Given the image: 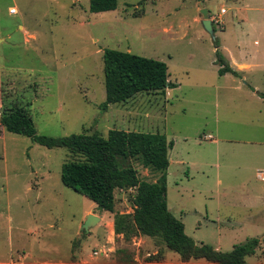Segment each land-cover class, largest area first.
Here are the masks:
<instances>
[{
  "label": "rangeland",
  "instance_id": "obj_1",
  "mask_svg": "<svg viewBox=\"0 0 264 264\" xmlns=\"http://www.w3.org/2000/svg\"><path fill=\"white\" fill-rule=\"evenodd\" d=\"M117 1L116 9L95 13L89 11V0H0V113L4 106L24 105L37 133L50 136L94 131L105 136L112 128L165 134L174 144L168 155L167 206L185 233L196 242L219 244L221 251L264 233V206L251 201L255 187L264 182L255 177L250 156V141L264 139V112L259 114L255 103L261 100L248 88L193 90L183 77L180 88L141 91L101 108L105 48L162 60L175 82L200 68L211 78L216 39L223 55L245 57L260 76L264 0ZM200 2L218 19L212 22L214 39L194 20ZM9 6L17 12L9 14ZM182 32L185 41L178 38ZM208 134L218 142L207 139ZM72 159L81 157L0 125V262L19 255L53 264L93 256L102 262L106 258L100 253L112 251L119 258L135 253L147 264H157L164 253L168 263L180 259L157 239H124L109 232L104 221L82 231L88 213L102 216L103 211L61 182V166ZM122 162L132 165L142 180L158 176L136 159ZM131 195V189L116 188L114 212L108 215L132 213ZM255 222L256 230L251 228ZM260 241L247 264H264V237Z\"/></svg>",
  "mask_w": 264,
  "mask_h": 264
},
{
  "label": "trees",
  "instance_id": "obj_2",
  "mask_svg": "<svg viewBox=\"0 0 264 264\" xmlns=\"http://www.w3.org/2000/svg\"><path fill=\"white\" fill-rule=\"evenodd\" d=\"M117 0H89V11L114 10ZM213 30L215 31L214 27ZM215 64L220 75L237 74L229 65L214 40ZM105 100L109 104L121 103L141 91H162L175 87L168 77L167 64L158 59L141 56L129 51L105 48L102 53ZM0 125L7 131L22 134L48 148L64 147L81 159L63 162L61 182L94 202L102 211L114 212L116 188L131 189L132 213H115L113 230L124 239L133 235L157 239L176 252L183 262L204 259L214 264H247L246 257L253 255L260 244L258 237L247 238L229 251H221L205 242H196L185 233L183 222L167 206L168 151L173 141L159 132L127 131L112 128L103 136L92 133H70L50 136L37 133L33 119L24 105L4 106ZM133 158L144 167L158 173L156 180L139 178L137 170L123 159ZM121 255L124 250H116ZM120 262H133L130 255L116 258Z\"/></svg>",
  "mask_w": 264,
  "mask_h": 264
},
{
  "label": "crops",
  "instance_id": "obj_3",
  "mask_svg": "<svg viewBox=\"0 0 264 264\" xmlns=\"http://www.w3.org/2000/svg\"><path fill=\"white\" fill-rule=\"evenodd\" d=\"M9 7H11V6H9ZM202 7L203 8L205 7L203 3L199 4L197 6L199 14H197L194 17V20L200 24H201V20L203 19L202 15H201V8ZM221 9H224V8H220V11H221ZM156 11H157V9H156ZM8 13H9V11H8ZM164 13L166 14V13H170V12L166 11ZM220 13L222 14V12H220ZM223 13H226L225 9H224ZM9 14H11V13H9ZM208 14H209V12H208ZM208 17L212 21L213 17L211 16V14H209ZM167 22H169V21H167ZM168 27L170 29L174 30V26L172 25L171 22H169ZM19 28H23V26L19 25ZM165 30H166V28H165ZM170 32H171V30H170ZM165 33H169V32H165ZM178 38L185 41L188 38L187 33H185V32L180 33L178 35ZM189 42H190V39L187 40V44H190ZM255 42L256 41H254V44H255ZM213 51L215 54V47L213 48ZM252 52L255 53V46L252 49ZM224 56L226 57L229 65L237 72V74L225 72L224 74L220 75L218 73V67L219 66L217 64H215V62H214L215 57H214L211 59V61L209 63L210 66L213 68L212 73L209 74V75H211L210 79L206 76L207 70H204L202 68L198 69V73H195L193 76L188 71V72L183 73L180 76L179 80H175V82H173V83H175V88H180L182 86V84H184L185 80L183 77L188 78L189 83H188L187 87L189 89H193V90L220 91V90H226L228 87L231 89H236V88L238 89L239 87H241V88L245 87V88H248L255 95L256 98L261 100L260 101L261 103H259V104L255 103V108L258 109L259 114H262L264 112V108L261 110L262 102L264 104V66L261 69V75L257 76L255 74V70L252 71L250 69L251 68V61L250 60H246L245 57L238 59V57H231V56H226V55H224ZM250 59H252V58H250ZM214 72L217 73V75L219 76L218 77L219 79L216 80L214 78V74H215ZM253 72L255 75L253 74ZM168 79H169V77H168ZM167 89L168 88H166L165 90H167ZM255 100H257V99H255ZM213 131L217 132V130H213ZM205 137L209 140H213L214 142H218V139L214 140L210 134H208ZM250 144L253 146V148L251 149L252 151H251L250 156L252 158H255L254 162H255V177H256V171L258 169L264 168V139L261 137L255 138V140L250 141ZM173 146H174V144H173ZM171 149H173V147ZM171 149H169L168 155L171 152ZM169 161H171L170 156H169ZM218 182L221 183L220 180H218ZM261 182H264V181H261ZM251 201H255V207H258V206L260 207L261 205L264 206V187H255V197ZM99 217H100L99 223L104 221L108 231L109 232H110V230L114 231L113 230V216L110 217L108 215V211H103L102 216H99ZM252 225L253 226H251V228H255V230L258 229V227H259V225L256 222L252 223ZM121 236L123 237V235H121ZM144 237L148 238L147 236H144ZM255 237H258L261 240V237H264V233H262L260 235H255ZM260 243H261V241H260ZM212 246L214 248L220 250L219 244H215ZM100 255H103V257H105L106 260H104L102 262H98V261H95V256H93V257L88 258V259L81 258V261L76 262L75 264H147V262H143V260H141L139 258V256L135 253L131 255L133 262H120V261H118L116 259L117 257L115 256L114 251H112L111 254L100 253ZM20 259H21V261H20ZM166 259H167L166 255L164 253L163 258L161 260H159V259L156 260V263L157 264H171V263H168V261H166ZM199 260H203L204 262L197 263ZM54 263H56V262H54ZM0 264H53V262H52V260L40 261L39 259H35L34 261H27V260H24V255L23 256L19 255L18 259H16L15 261L14 260L1 261ZM172 264H214V263L208 262L204 259H196V260L192 259V260H189L187 262H183L180 259H177Z\"/></svg>",
  "mask_w": 264,
  "mask_h": 264
},
{
  "label": "water",
  "instance_id": "obj_4",
  "mask_svg": "<svg viewBox=\"0 0 264 264\" xmlns=\"http://www.w3.org/2000/svg\"><path fill=\"white\" fill-rule=\"evenodd\" d=\"M200 4H202V2H200ZM201 15L203 17V19L201 20V25L203 27V29L209 33L211 35V37L214 39L215 35H214V30H213V26H212V21L207 17L208 15V11L206 8H201ZM100 220V217L97 215H94L92 213H88L86 215L85 221L83 222L82 226H81V230H88L89 227H91L92 225H94L95 223H97Z\"/></svg>",
  "mask_w": 264,
  "mask_h": 264
},
{
  "label": "built area",
  "instance_id": "obj_5",
  "mask_svg": "<svg viewBox=\"0 0 264 264\" xmlns=\"http://www.w3.org/2000/svg\"><path fill=\"white\" fill-rule=\"evenodd\" d=\"M8 11H9V13H11V14H14V13H16L17 12V8L15 7V6H11V7H9L8 8ZM220 12H224V9H221V11ZM212 22H215L216 24L218 23V19H212ZM256 177L260 180V181H264V168H262V169H258L257 171H256Z\"/></svg>",
  "mask_w": 264,
  "mask_h": 264
}]
</instances>
